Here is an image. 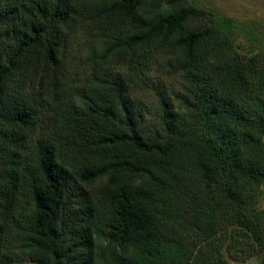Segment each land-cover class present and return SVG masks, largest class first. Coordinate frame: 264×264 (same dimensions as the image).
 Returning a JSON list of instances; mask_svg holds the SVG:
<instances>
[{
	"label": "trees",
	"instance_id": "16d2710c",
	"mask_svg": "<svg viewBox=\"0 0 264 264\" xmlns=\"http://www.w3.org/2000/svg\"><path fill=\"white\" fill-rule=\"evenodd\" d=\"M207 17L214 21L185 31ZM216 17L182 0H0L3 264L18 249L37 264H112L109 255L117 264H190L178 232L216 237L226 207L264 241V54L238 55L234 20ZM78 19L100 29L101 43L91 74L66 87L61 49ZM161 52L190 97L181 113L161 96L167 133L153 135L129 90ZM35 78L40 103L24 93ZM41 114L50 125L35 136ZM194 169L204 192L189 186Z\"/></svg>",
	"mask_w": 264,
	"mask_h": 264
},
{
	"label": "rangeland",
	"instance_id": "374dc122",
	"mask_svg": "<svg viewBox=\"0 0 264 264\" xmlns=\"http://www.w3.org/2000/svg\"><path fill=\"white\" fill-rule=\"evenodd\" d=\"M182 5L213 11L217 15L216 18L229 17L234 20L236 24L234 44L237 54L243 58L264 54V0H182ZM212 21L214 20L208 17L191 19L185 26V31L201 29ZM100 35V29L86 19L75 20L66 27V40L61 49L63 60L61 73L66 87L74 82L82 83L91 74L94 67V51L101 43ZM261 60L264 63V55ZM170 61V55L164 52L156 55L145 71L137 75L129 90V97L144 112L140 120L141 129L153 135L167 133L163 123L162 95L171 102L174 111L187 112L186 101L190 93L184 85L183 77L180 74H173L169 69L167 63ZM119 67L121 72L125 73V62ZM24 93L36 96L38 103L46 97L40 88L38 78L27 81ZM49 125L48 118L45 114H41L35 136L46 132ZM190 177L189 186L204 192L195 169L190 171ZM105 180L96 183L95 187L100 186ZM257 189L261 191L258 207L264 210V183ZM227 203L228 200H225L224 205L227 206ZM184 214L191 217L188 212ZM222 215L223 229L216 237L207 241H200L193 230L187 231L189 234L186 232L184 236L178 232L192 252L190 264H220V262L264 264V241L255 239L245 227L238 224L233 207H226L222 210ZM98 243L102 247L107 246L105 240L101 239ZM108 259L112 264L118 263V260H113L110 255ZM0 264H3L1 259ZM6 264L37 263L29 253L18 249L11 261ZM101 264L104 262L102 261Z\"/></svg>",
	"mask_w": 264,
	"mask_h": 264
}]
</instances>
